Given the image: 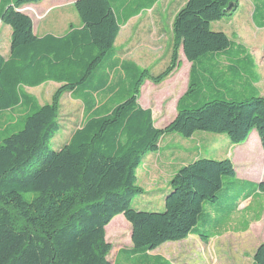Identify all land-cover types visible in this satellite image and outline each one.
Wrapping results in <instances>:
<instances>
[{
  "label": "trees",
  "instance_id": "obj_1",
  "mask_svg": "<svg viewBox=\"0 0 264 264\" xmlns=\"http://www.w3.org/2000/svg\"><path fill=\"white\" fill-rule=\"evenodd\" d=\"M40 0H13L1 15L11 28L10 57L0 55V113L24 100L30 111L22 128L0 138V264H111L105 227L122 215L130 226L129 258L190 234L205 203L215 205L223 178L234 177L228 160L197 159L182 167L169 183L162 213L131 208L142 190L135 185L136 169L158 140L172 133L223 134L233 144L246 141L255 130L264 151V96L230 100L217 91L205 101L200 83L190 82L175 119L157 130L149 111L139 108V89L148 75L124 65L131 89L109 114L88 118L69 143L56 151L49 142L59 130L58 101L67 91L79 93L114 65L113 43L119 30L111 0H76L82 25L62 38L32 34L30 19L16 10ZM235 0H186L171 24L172 71L176 52L195 63L223 54L230 47L224 33L210 29L232 9ZM46 81L61 83L49 105L38 107L22 98L20 86ZM95 87L93 86V89ZM202 99V100H201ZM38 162L33 170H30ZM264 193V182L258 185ZM24 194H31L26 200ZM198 234L205 239L203 232ZM185 264V263H182ZM252 264H264V243Z\"/></svg>",
  "mask_w": 264,
  "mask_h": 264
},
{
  "label": "rangeland",
  "instance_id": "obj_2",
  "mask_svg": "<svg viewBox=\"0 0 264 264\" xmlns=\"http://www.w3.org/2000/svg\"><path fill=\"white\" fill-rule=\"evenodd\" d=\"M185 1L129 0V6L124 0L113 2L114 5L123 2L115 12L119 30L113 43L111 62L114 67L100 79L93 77V84L84 91L79 93L76 89L61 95L57 112L59 130L48 144L50 151L69 143L88 118L109 114L126 98L131 86L128 74L122 70L124 65L131 64L147 72L137 104L150 112L157 130L164 129L175 119L180 101H194L193 95L186 97L190 82L200 83L202 91L198 96H205V101L214 97L215 90L231 100V91L240 90L239 77L252 84L258 94L264 95V26L252 11L254 7L264 5V0H235V7L232 9L231 6L225 17L210 25L212 31L224 33L230 44L239 45L234 50H245L253 68L247 67L245 61L234 62L236 64L231 66L232 58L227 56H208L191 63L178 49L174 68L163 76L172 60V20ZM12 5L13 0H0V54H8V58L11 28L2 22L1 15ZM27 5L16 11L30 19L32 28V19L26 14ZM72 16H77L75 11L66 17L69 28L64 36L81 29L74 27ZM5 27L10 31L9 42L4 36ZM61 86V83L46 81L34 87L20 86L19 93L22 98L29 97L35 105L42 107L51 104L54 93ZM93 86L95 90H92ZM28 113L23 99L11 110L0 113V138L20 130ZM253 132L257 135L253 130L240 144L231 143L226 135L206 132H194L186 138L176 133L163 135L157 149L144 155L135 171V185L143 194L131 201L132 209L162 213L167 185L174 175L206 155L215 161L228 160L233 166L234 177L223 178L219 202L203 204V214L187 237L166 242L144 254L127 256L125 251L132 248L130 226L122 215L114 217L105 227V240L111 245L108 261L111 264H252L254 253L264 243V193L258 189L264 182V151L258 135L257 139L251 137ZM248 143L249 151L244 147ZM38 164L35 162L29 169L33 170ZM23 196L26 200L32 198L31 194ZM198 232H203L205 239Z\"/></svg>",
  "mask_w": 264,
  "mask_h": 264
},
{
  "label": "crops",
  "instance_id": "obj_3",
  "mask_svg": "<svg viewBox=\"0 0 264 264\" xmlns=\"http://www.w3.org/2000/svg\"><path fill=\"white\" fill-rule=\"evenodd\" d=\"M75 1L76 0H42L41 2H39L37 4H28L27 6H25L27 8L26 14H28V16H30L32 19L33 34L37 38H42L44 36H49V35L53 36V37H57V38L64 36L67 33L68 28H69L68 27L69 21L66 19V17H67V15H69L71 13V11L74 14V11H75L74 10V3H75ZM116 1L117 0H111V3H112L114 11L117 13L118 9L123 5V2H119L117 5H114ZM113 2H114V4H113ZM144 2H145V0H144ZM120 3H122V4H120ZM125 3H127V6H129V4H130L129 0H124V4ZM184 4H183V6H184ZM252 11H254L253 16L260 18V20L262 21V24L264 26V5L256 6V7H254V10H252ZM72 20L74 23V27L76 29H80L82 27L77 16L76 17L72 16ZM3 32L5 34L4 36H6V39L9 42L10 31L8 30V28L5 27V28H3ZM236 47L239 48V45L231 43L229 49L226 50V52H224L223 54H214V55H211V57L218 58V57H224V56L226 57L227 56L229 58H232L231 59V66H232V64H234V65L236 64L234 62H238V64H239V63H242L243 61H245V64L247 65V67L253 68V65L251 64L248 53L243 49L234 50V49H236ZM0 55H1V57H3V59L8 58V54H6V55L0 54ZM239 58H240V60H238ZM237 82L239 83L240 90L239 91H233V90L231 91V93H232L231 94V98H232L231 100H236L238 98L239 99H246V98H249V97L255 96V95L259 96V97L264 96V95L258 94V92L255 90L256 88H254L252 86V84L246 83L245 79H243L242 77H239L237 79ZM2 113H4V112H2ZM252 134L253 135L251 137L257 139V135L255 134V132H253ZM244 147H245V150L249 151V149H250L249 143L245 144ZM208 156L209 155H206L205 157H201V158L202 159L203 158L210 159V157H208ZM197 158H200V157H197ZM152 166H154V164H152ZM167 187H168L167 190H169V184L167 185ZM129 237H130V234H129Z\"/></svg>",
  "mask_w": 264,
  "mask_h": 264
},
{
  "label": "water",
  "instance_id": "obj_4",
  "mask_svg": "<svg viewBox=\"0 0 264 264\" xmlns=\"http://www.w3.org/2000/svg\"><path fill=\"white\" fill-rule=\"evenodd\" d=\"M228 11L231 10V5L227 8ZM190 264H195V263H190Z\"/></svg>",
  "mask_w": 264,
  "mask_h": 264
}]
</instances>
